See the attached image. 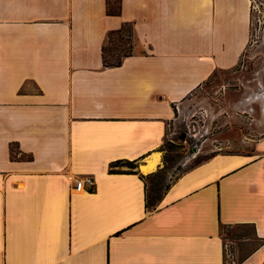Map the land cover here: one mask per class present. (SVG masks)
<instances>
[{
  "label": "crops",
  "instance_id": "1",
  "mask_svg": "<svg viewBox=\"0 0 264 264\" xmlns=\"http://www.w3.org/2000/svg\"><path fill=\"white\" fill-rule=\"evenodd\" d=\"M106 1L0 0V264H224L221 223L252 226L237 264H264V132L182 171L155 207L138 174L108 171L164 166L181 104L238 65L250 1ZM124 23L133 53L105 66Z\"/></svg>",
  "mask_w": 264,
  "mask_h": 264
},
{
  "label": "rangeland",
  "instance_id": "2",
  "mask_svg": "<svg viewBox=\"0 0 264 264\" xmlns=\"http://www.w3.org/2000/svg\"><path fill=\"white\" fill-rule=\"evenodd\" d=\"M250 7V39L238 65L214 73L176 113L165 160L169 181L216 152L248 150L246 141L264 132V0ZM242 98L250 100L237 105ZM253 234L250 225L225 227L226 251L245 255L257 244L246 240Z\"/></svg>",
  "mask_w": 264,
  "mask_h": 264
},
{
  "label": "trees",
  "instance_id": "3",
  "mask_svg": "<svg viewBox=\"0 0 264 264\" xmlns=\"http://www.w3.org/2000/svg\"><path fill=\"white\" fill-rule=\"evenodd\" d=\"M106 7L108 14L118 15L121 12L120 0H107ZM133 49V27L130 23H124L120 28L110 30L107 34L104 44L102 45V60L104 65H121L123 59L133 53ZM169 145H171V143L169 141H166L162 148V150H164V166L160 169H157L156 171L148 174H142L137 169L136 161L129 159H118L111 162L109 164L108 171L110 173L138 174L145 182L146 206L155 207L162 199L164 193L170 188L173 181L168 180V168L167 165H165L166 151L168 150ZM202 161H198L196 164ZM149 183H151L152 185H150ZM225 227L230 226L221 223L220 229L222 232ZM244 258L245 256H240L239 261L241 262ZM224 264H237L235 255H232L231 259L229 260L226 259Z\"/></svg>",
  "mask_w": 264,
  "mask_h": 264
},
{
  "label": "built area",
  "instance_id": "4",
  "mask_svg": "<svg viewBox=\"0 0 264 264\" xmlns=\"http://www.w3.org/2000/svg\"><path fill=\"white\" fill-rule=\"evenodd\" d=\"M249 1L251 4L252 0ZM76 187L83 190H92L95 187V179L92 175H85L77 180Z\"/></svg>",
  "mask_w": 264,
  "mask_h": 264
},
{
  "label": "bare ground",
  "instance_id": "5",
  "mask_svg": "<svg viewBox=\"0 0 264 264\" xmlns=\"http://www.w3.org/2000/svg\"><path fill=\"white\" fill-rule=\"evenodd\" d=\"M152 167H153V165H151L150 167L147 166V168H152ZM146 170H147V169H146Z\"/></svg>",
  "mask_w": 264,
  "mask_h": 264
}]
</instances>
